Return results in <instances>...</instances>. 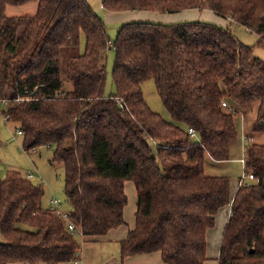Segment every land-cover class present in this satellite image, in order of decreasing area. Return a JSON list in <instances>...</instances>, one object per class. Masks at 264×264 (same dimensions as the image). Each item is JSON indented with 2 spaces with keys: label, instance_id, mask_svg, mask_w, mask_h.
Here are the masks:
<instances>
[{
  "label": "trees",
  "instance_id": "16d2710c",
  "mask_svg": "<svg viewBox=\"0 0 264 264\" xmlns=\"http://www.w3.org/2000/svg\"><path fill=\"white\" fill-rule=\"evenodd\" d=\"M29 3L38 5L33 16L6 14L9 6ZM102 7L208 9L256 33V46L264 49V0H103ZM111 42L88 0H0V99L40 86L34 91L39 100L15 105L9 114L27 153L54 149L52 162L65 169L72 222L85 238L127 224L132 183L135 227L120 241L122 259L159 252L165 264H205L207 233L231 205L217 264H264V144L247 147L246 174L256 180H239L234 196L229 176L206 171L209 160L231 159L239 111L258 104L257 129L264 131V59L228 26L124 23L112 42L116 92L106 96ZM148 80L155 81L171 121L148 105ZM2 125L0 113V146ZM44 194L42 182L18 171L0 179V264H73L77 258L82 237L56 209L40 206Z\"/></svg>",
  "mask_w": 264,
  "mask_h": 264
},
{
  "label": "rangeland",
  "instance_id": "374dc122",
  "mask_svg": "<svg viewBox=\"0 0 264 264\" xmlns=\"http://www.w3.org/2000/svg\"><path fill=\"white\" fill-rule=\"evenodd\" d=\"M37 3H31L22 7H9L7 11L8 16H29L34 15L37 10ZM212 12V11H211ZM103 11L99 13L103 17L104 21L108 27V34L114 41L117 33L118 26L113 23V20L109 18L107 21L103 16ZM214 13V12H213ZM212 14V13H211ZM217 15V14H216ZM218 16V15H217ZM222 19L220 16H218ZM226 21L228 27L231 28L235 36L239 39V42L245 46H251L254 48V54L257 57L264 59V49L257 47L256 44L259 41V37L256 33L251 32L246 27L238 25L231 19H223ZM223 23V22H222ZM217 24V23H216ZM224 25V24H219ZM109 47L106 51L104 58V66L107 72L105 95L109 96L116 92L114 81H113V67L115 63V51ZM85 40L83 39L81 50L84 52ZM143 91L145 94V99L150 106V108L161 117L167 121H171V116L167 112L159 94L156 89V84L154 80H148L143 85ZM239 111V110H238ZM258 104H255L251 109L247 111H239L240 115L236 117V125L239 132V137L233 146L232 159L229 162H217L214 163L211 160L207 161L206 171L208 174H219V176H229L232 183V194L239 187L238 180L246 175L245 164L241 159L246 158V149L250 144H264V131L258 130L260 123L257 120ZM1 146H0V173L5 177L6 173L10 170L18 171L19 173L25 174L31 173V171L36 168V175L39 180L43 179L42 184L45 187V194L40 204L43 208H55L54 200L59 201L61 204V209L66 210L68 207L66 205V194H65V169L63 166L55 164L52 162L54 149L47 147H42L27 153L23 147V137L17 135L16 124L11 122V124L2 125L1 133ZM241 160V161H240ZM40 175V176H39ZM2 177V178H3ZM41 183V181H35ZM252 183V180L247 179V184ZM135 191V190H134ZM128 193L131 195V187H128ZM136 198V196H135ZM131 206L135 205L134 198L130 201ZM231 208V205H228ZM134 213V210H132ZM129 214V211H128ZM128 222V221H127ZM217 227V221H216ZM216 229V228H214ZM211 231V245L212 248L215 244V237L213 235V230ZM221 232V227L218 233ZM217 234V231H216ZM81 239V238H80ZM82 242V239H81ZM209 243V241H208ZM103 257L114 249V245L110 248L109 246L101 245ZM106 251V252H105ZM101 255L94 257L98 259ZM210 261L209 264H211ZM69 264V263H68Z\"/></svg>",
  "mask_w": 264,
  "mask_h": 264
},
{
  "label": "crops",
  "instance_id": "0c3cea01",
  "mask_svg": "<svg viewBox=\"0 0 264 264\" xmlns=\"http://www.w3.org/2000/svg\"><path fill=\"white\" fill-rule=\"evenodd\" d=\"M88 1L97 14L103 11L104 12L103 16L107 21L109 20V18L112 19L113 23L117 24L118 26L117 30H119L121 25H123L124 23L139 22V21L162 23V24H175V23L187 22V21H206V22H211V23L224 24L222 26H228L225 20L223 21L222 19V22H223L222 23L221 19L215 13H213V11L211 12V10H208V9H204V10L191 9V10H185L179 13H157V12H150V11L105 12L102 7L103 0H88ZM9 7H13V6H9ZM9 7L7 8V11L9 10ZM36 8L38 9V5ZM7 11H6V14H7ZM36 12L34 13V15L36 14ZM29 16H33V15H29ZM9 17H16V16H9ZM232 151H233V147H232ZM232 157L233 155L231 156V159L229 161H233ZM31 172H33L34 175L36 176L34 179H32V181L43 182V179L39 180L37 178L38 175L36 174L38 173H36V168H34V170ZM23 175L24 177H26L25 174ZM211 175H219V174H211ZM2 177H3L2 173H0V179H2ZM232 183L233 181H231V194H232ZM238 183H239V180H238ZM129 186L131 187V195H129V199L131 201L134 198L135 205L131 206L129 202V205L125 209V219H126V222L128 221L127 224L117 229L111 230L104 237H92V238L83 237L82 238L83 239L82 248H81L80 256H79V259L81 260L80 264H165L162 260L161 253L159 252L152 253V254L127 256L124 259L121 258L120 241L126 238L128 232L135 227V212H136L135 196L136 194L134 191L135 190L134 185L132 183H129L128 187ZM236 191L237 189L232 194L233 196L236 193ZM132 210H134V213H132ZM128 211H129V214H128ZM230 214H231V208L226 206L222 208L216 215L215 218L217 221V227L215 225L214 228L216 229L212 228L214 229L213 235L215 237V244L212 248V245H211L212 229H210L207 233V242L209 241L208 246H207V257L209 261H207L205 264H209L210 261H212L211 264H217V258L220 255V245H221V241L223 237V232H224L226 223L230 217ZM220 227H221V232L218 233V230L220 229ZM216 231H217V234H216ZM101 245L109 246L110 248L112 247V245H114V249L109 253L108 256L104 254L105 256L103 257L102 256L103 253L99 252V251H102ZM98 255H101V257H99L98 259H95L94 257Z\"/></svg>",
  "mask_w": 264,
  "mask_h": 264
},
{
  "label": "built area",
  "instance_id": "2783aa9c",
  "mask_svg": "<svg viewBox=\"0 0 264 264\" xmlns=\"http://www.w3.org/2000/svg\"><path fill=\"white\" fill-rule=\"evenodd\" d=\"M39 87H40L39 85L36 86L33 91H31L28 88L25 90V95L18 94L13 99L1 98L0 99V113L2 115L3 123L10 124L12 122L11 118H10L9 110L12 107H14L15 105H19V104L26 102V101L39 100V98L34 95V91H36ZM223 106L225 108H229V110L233 109L230 106L229 102L226 100L223 101ZM16 130H17V135L23 136V132L20 130V128L16 127ZM189 133L191 134V136L198 138L197 133L193 129H189ZM242 161L245 164V159L244 160L242 159ZM35 177L36 176L34 175L33 172L27 173V176H26V178L30 179V180L34 179ZM247 179L248 180H256L254 175L246 174L245 176L241 177L240 184L242 185V184L247 183ZM53 203H54V207H55L54 209H56V214L66 221V225H67L68 230L71 233L76 234V235L78 234L83 238L82 228H77V226L72 222L69 212L67 210L61 209V207H60L61 203L59 201L54 200ZM79 256H80V252L78 253L77 258L73 261V264H80L81 263Z\"/></svg>",
  "mask_w": 264,
  "mask_h": 264
},
{
  "label": "water",
  "instance_id": "95a60500",
  "mask_svg": "<svg viewBox=\"0 0 264 264\" xmlns=\"http://www.w3.org/2000/svg\"><path fill=\"white\" fill-rule=\"evenodd\" d=\"M254 250H252V252H253Z\"/></svg>",
  "mask_w": 264,
  "mask_h": 264
}]
</instances>
